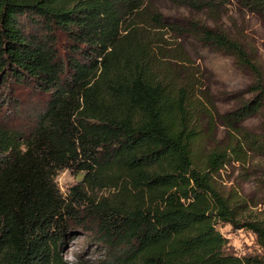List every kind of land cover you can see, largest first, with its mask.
<instances>
[{"label": "trees", "instance_id": "1", "mask_svg": "<svg viewBox=\"0 0 264 264\" xmlns=\"http://www.w3.org/2000/svg\"><path fill=\"white\" fill-rule=\"evenodd\" d=\"M156 1L0 0V99L9 94L0 103V264H83L61 250L82 230L116 248L119 264H264V254L228 252L219 224L258 232L263 247L264 226L243 219L215 180L232 158L264 152V133L243 126L264 107L262 72L225 30L169 25ZM175 1L203 11L233 0ZM236 1L264 14V0ZM171 31L254 77L252 96L218 114L227 147L202 148L201 118L214 115L169 48ZM14 88L44 97L26 125L14 120L25 107ZM64 169L82 175L65 192L56 182Z\"/></svg>", "mask_w": 264, "mask_h": 264}, {"label": "rangeland", "instance_id": "2", "mask_svg": "<svg viewBox=\"0 0 264 264\" xmlns=\"http://www.w3.org/2000/svg\"><path fill=\"white\" fill-rule=\"evenodd\" d=\"M156 6L169 25L181 26L186 19H193L225 30L239 40L252 60L260 69L264 80V14L243 9L233 0L220 10L206 8L196 11L186 4L175 0H157ZM170 29H165L168 32ZM166 37L171 43L172 52L181 51L186 59L187 72L195 73L201 85L200 97L206 103L214 119L202 117L205 133L209 138L202 148L227 147L232 140V134L224 126L218 114L232 110L240 101L251 97L249 85L254 81L252 74L238 67L234 58L212 46L201 43L194 35L178 37L175 32H169ZM170 59V58H169ZM9 90V89H8ZM15 97L25 103L24 111L14 120L20 125H26L29 118L42 107V98L31 88H14ZM1 96L0 103L8 99V92ZM4 113L13 114V104L4 106ZM4 115V114H3ZM2 115V116H3ZM243 126L253 135L264 133V107L248 118ZM246 162L233 158L221 168L216 175L217 187L237 206L241 217L248 221H256L264 226V152H252ZM81 173H73L69 169L61 170L56 176V182L65 192L81 179ZM101 194V193H100ZM218 230L228 239L227 249L236 256H260L264 247L260 243L258 232L245 227L231 224H219ZM62 251L69 262L83 264H119L115 259L116 248L106 246L98 239L95 232L82 230L77 236L65 239Z\"/></svg>", "mask_w": 264, "mask_h": 264}]
</instances>
